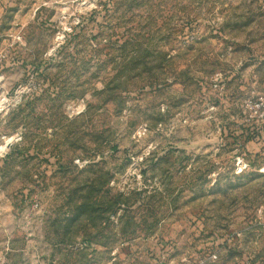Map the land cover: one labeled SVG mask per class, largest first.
I'll return each mask as SVG.
<instances>
[{
  "label": "rangeland",
  "instance_id": "rangeland-1",
  "mask_svg": "<svg viewBox=\"0 0 264 264\" xmlns=\"http://www.w3.org/2000/svg\"><path fill=\"white\" fill-rule=\"evenodd\" d=\"M262 97L264 0H0V264H264Z\"/></svg>",
  "mask_w": 264,
  "mask_h": 264
},
{
  "label": "built area",
  "instance_id": "built-area-1",
  "mask_svg": "<svg viewBox=\"0 0 264 264\" xmlns=\"http://www.w3.org/2000/svg\"><path fill=\"white\" fill-rule=\"evenodd\" d=\"M250 108H255V115H257V117L264 122V97L258 99V101H256L255 103H249ZM246 113V112H244ZM216 259V257H214ZM159 264H166V263H159Z\"/></svg>",
  "mask_w": 264,
  "mask_h": 264
}]
</instances>
